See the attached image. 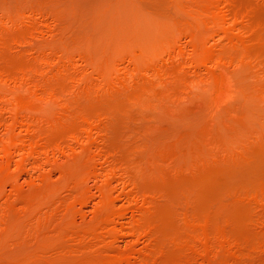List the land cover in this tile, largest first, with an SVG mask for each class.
<instances>
[{"label":"rangeland","instance_id":"rangeland-1","mask_svg":"<svg viewBox=\"0 0 264 264\" xmlns=\"http://www.w3.org/2000/svg\"><path fill=\"white\" fill-rule=\"evenodd\" d=\"M0 264H264V0H0Z\"/></svg>","mask_w":264,"mask_h":264}]
</instances>
